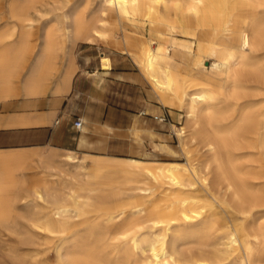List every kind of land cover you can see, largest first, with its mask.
Masks as SVG:
<instances>
[{"label": "bare ground", "instance_id": "1", "mask_svg": "<svg viewBox=\"0 0 264 264\" xmlns=\"http://www.w3.org/2000/svg\"><path fill=\"white\" fill-rule=\"evenodd\" d=\"M17 2L0 31V77L31 53L25 79L39 85L57 63L68 72L76 42L107 40L109 17L122 29L140 19L144 33L125 31L121 50L182 112L186 161L0 150L11 262L264 264V0Z\"/></svg>", "mask_w": 264, "mask_h": 264}, {"label": "crops", "instance_id": "2", "mask_svg": "<svg viewBox=\"0 0 264 264\" xmlns=\"http://www.w3.org/2000/svg\"><path fill=\"white\" fill-rule=\"evenodd\" d=\"M112 19L120 26L119 20L109 17L107 40L76 42L68 72L65 68L58 72L59 63L54 75L41 85L25 79L29 66L24 67L22 62L19 65L16 56V64L1 74L5 77L9 74L10 79L1 81L6 88L0 90V150L45 147L71 150L78 155L118 158H137L160 150L163 132L158 126L159 120L154 118L158 117V109L146 110L142 102L125 95L131 94L133 88L143 91L142 72L112 63L109 54L103 51L99 52L95 67L79 69L74 55L78 44L93 47L120 43L111 25ZM132 62L136 66L133 59ZM76 117L82 119L80 130L73 126Z\"/></svg>", "mask_w": 264, "mask_h": 264}, {"label": "rangeland", "instance_id": "3", "mask_svg": "<svg viewBox=\"0 0 264 264\" xmlns=\"http://www.w3.org/2000/svg\"><path fill=\"white\" fill-rule=\"evenodd\" d=\"M13 1L14 0H9V1L0 0V31L3 27L10 26L12 23H14V19L9 17V11L17 9L18 6L16 5L18 3L17 1L19 0L14 1V3ZM14 5H15V9H14ZM37 8L40 7L37 6ZM111 23H112L111 25L115 30V36L119 41H122L121 38L125 31H133V32L138 31L140 33H144V29L141 27L143 25V22L140 19H137L136 21L133 22H129V21L123 22L122 26H124V29H122L119 26V24L113 19ZM39 25L40 22L37 23L35 22V24L33 25V27H31L30 30L31 34L29 35L27 42L32 46L36 43L37 34L39 32L38 29L40 27ZM122 46L123 45L121 42L117 45L113 44L112 42L101 43L98 46H93V47H90L86 44H78L74 48V55L76 56V60L80 65L79 69L83 71L88 70L91 67H95L98 64V54L100 51H103L109 54L112 63L117 64L119 66H126L129 68H133L141 73V70L133 64L131 57L122 52L121 50ZM31 56H32L31 53H25L21 56V62L22 64H24V67H27L28 64L30 63ZM3 57L5 58L6 56ZM211 62L212 59L208 61V64L210 65ZM56 65L58 66V63ZM144 80L145 82L143 83V87H142L143 91L140 90L136 91L133 88L131 94L129 92H126L125 95L130 96V100H134L139 103L142 102L143 105H146V110H148V108H153V107L158 109V112L160 113L156 112V114L161 119L159 120L158 126L161 128L163 132V137L160 140L161 146H159L160 150L158 152L154 154H140L139 156L136 157L141 159L156 160L160 162L173 161V162L185 163L186 158L180 146V139L175 133L178 130V128L181 126V124L184 122V117L182 115V112H180L176 108H169L163 106L158 101L155 94L153 93L149 82L145 78ZM146 124L147 123H145V125ZM27 176H28V181L25 182L22 187L29 185L30 182H32L35 179V175L33 176L30 173H28ZM1 228L2 227H0V231H1L0 232V264H13L10 259L9 251L18 243L17 236L15 234L10 233L9 231L6 230L3 231V229ZM7 236H9L10 238H8ZM7 255L9 256V258H7Z\"/></svg>", "mask_w": 264, "mask_h": 264}, {"label": "built area", "instance_id": "4", "mask_svg": "<svg viewBox=\"0 0 264 264\" xmlns=\"http://www.w3.org/2000/svg\"><path fill=\"white\" fill-rule=\"evenodd\" d=\"M155 119H158V120H161L159 117L157 116H154ZM73 126L74 128L80 130L81 127H82V119L79 118V117H76L74 120H73Z\"/></svg>", "mask_w": 264, "mask_h": 264}]
</instances>
